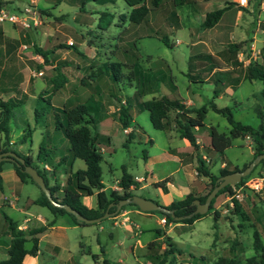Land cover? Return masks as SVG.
<instances>
[{
  "label": "rangeland",
  "instance_id": "374dc122",
  "mask_svg": "<svg viewBox=\"0 0 264 264\" xmlns=\"http://www.w3.org/2000/svg\"><path fill=\"white\" fill-rule=\"evenodd\" d=\"M4 1L9 2L5 8L11 12L23 9L30 2ZM165 1L159 9L149 10L147 20L140 24L129 23L132 9L123 0L103 3L101 0H34L38 11L37 25L30 23L28 28H24L20 24L3 23L8 35L19 37L22 46L11 56L5 54L0 34V100H7L14 95L21 98L19 91L22 90L27 94L24 104L12 112L6 147L18 150L19 138L32 129L31 136L26 137L31 139L22 144V148L31 150L29 154L35 156L43 133L51 130L50 126L44 129L42 125H51L52 112L48 110L44 115L46 119L36 124L34 107L46 106L40 97L49 95L55 107H68L72 103L88 104L91 115L97 120L98 131L111 138V142L103 146L106 150L102 152L100 164L102 181L107 191L118 184L115 181L121 178L123 169L134 179L145 176V172L147 175L153 172L157 179L172 173L177 167L176 161L160 157L159 161L146 167L144 156L159 157L163 151L167 152L171 148L184 150V140L175 130L154 129L148 111L138 107L134 100L130 108V126L126 131L113 113L117 108L114 96L119 99L132 97L141 87L130 74L135 61L141 67L148 90L141 96V101L167 95L186 100L187 105L200 106L212 99L217 86L221 92L213 101L218 107H231L235 120L253 128H258L261 123L264 125V99L259 96L263 85L259 80L243 79V67L233 69L227 50L229 43L240 44L238 58L243 66L250 60L264 64V32L259 25L264 22V0H248L245 6L238 4V0H192L191 5H179L175 9L170 7L169 0ZM224 6L227 7L218 25L209 29L201 28L205 13ZM237 9L241 10L239 15ZM189 11H192L191 17ZM104 12L111 14L112 22L105 30H101L97 24ZM162 36L166 37L169 45L162 41ZM69 42L78 51L88 55L91 62L69 47ZM34 46L47 52L46 61H43ZM110 62L121 64L122 76L117 82L109 77L111 68L103 76H95L103 63ZM60 63L64 64L62 72L67 81L60 90L52 93L49 80L55 74L53 66ZM102 69L105 70L104 67ZM218 69L222 73L228 72L226 81L239 79L235 86H228L226 93H223L224 83L204 80ZM173 116L171 112L170 119ZM204 124L225 133L230 127L225 117L211 109L206 114ZM195 133L198 138H208L205 129ZM4 138L0 133V142H4ZM128 138L131 140L128 141ZM253 148L254 143L249 137L234 138L224 152L230 168L238 166L242 169L247 166L252 160ZM208 152L210 154L203 150L207 158L199 157L204 160L209 172L218 175L223 167L221 161L217 154ZM83 167L84 162L77 159L74 169ZM262 173L264 164L258 165L248 179H254ZM173 175V180H177L178 174ZM208 182L206 178L205 188L200 195L208 191ZM155 184L140 187L142 184L137 183L130 192L159 203L160 199L155 196ZM233 188L236 187L233 186L231 192ZM114 190L121 192V189ZM38 191L33 183L24 185L20 202L24 201L26 195ZM231 192L220 194L212 210L191 225H166L161 223L163 217L158 212H144L134 206H127L124 210L131 218L129 228L113 226L111 217L100 224L86 227L84 238L80 237L79 229L69 230L70 250H83L84 253L76 254V261L83 264H100L103 258L111 264H156L164 251L170 252V264H210L233 257L246 262L248 258L257 256L254 250L255 232L264 245V188L257 191L245 189L244 197L239 201L242 206L239 213L235 212L233 203L228 199ZM90 200L95 201L93 204L90 201L95 207L96 196ZM30 210L41 211L49 216L44 207L32 205ZM4 212L14 220L23 218L15 207H5ZM214 214H218L217 220H214ZM258 216L261 217V223L256 219ZM117 218L120 224L126 223L123 215ZM66 219L59 218V223ZM100 225L104 229L98 232ZM109 231L113 232V238L108 236ZM9 239L0 213V259L7 257ZM99 245L104 246L106 253L100 254ZM91 254H98L95 263ZM25 260L26 264H32L31 258L26 257ZM36 264H75V261L65 259L59 262V256L42 252Z\"/></svg>",
  "mask_w": 264,
  "mask_h": 264
},
{
  "label": "trees",
  "instance_id": "16d2710c",
  "mask_svg": "<svg viewBox=\"0 0 264 264\" xmlns=\"http://www.w3.org/2000/svg\"><path fill=\"white\" fill-rule=\"evenodd\" d=\"M113 2L114 0H101V2ZM129 7L131 12L129 14L128 21L131 24H140L147 20L149 10L159 9L164 5L165 0H123ZM170 7L175 9L179 5L189 3V0H169ZM9 2L0 0V8L5 7ZM227 6L209 11L205 14L203 21L200 26L203 29L212 28L218 23ZM112 22V16L108 13H102L98 18L97 27L101 30H105ZM261 29H264V22L260 23ZM1 34V30H0ZM162 41L168 44L165 36L161 37ZM72 47L76 53L83 55L82 52L78 51L73 44ZM37 53L42 57L43 61H46L47 52H44L34 46ZM241 45L237 43H229L227 46L228 60L231 63L233 69L237 67H243V79L253 81L259 80L262 83V89L259 92V96L264 99V64L257 60H250L246 65L238 59V53L240 52ZM7 52H10L9 46H7ZM64 64L60 63L53 67L55 74L50 78L49 83L52 89V93L60 90L67 81V78L62 72ZM105 68V70L102 69ZM111 68L109 77L113 82H117L122 76L121 64L118 62L103 63L99 67L97 78L103 76L107 72V69ZM228 73V72H227ZM227 73H222V70H215L208 78V80L216 83L220 81L226 86H235L239 79L235 78L226 81ZM131 77L138 80L141 87H139L132 95V97H125V99H119L114 96L117 101L116 114L119 123L123 129L130 126L131 115L130 108L132 101L134 100L138 107L143 108L149 113V120L154 129L175 130L180 138L186 139L192 147L193 151H198L199 144L196 140V131L205 129L210 138V144L208 150L214 154H217L220 161L225 163L220 169L218 175H214L207 170L205 162L198 157L196 171L197 174L202 175L208 179L209 189L205 194H194L188 193L183 199L172 201L166 208L173 211V215L169 213H162L159 211H152L151 213L158 212L165 219V224L171 223H183L191 225L196 220L201 219L203 216L208 214L213 207L215 199L222 193L231 192L232 187H238L250 177L251 173L255 170L258 165L264 164V159L252 169L251 173L243 177L239 183L235 185H227L221 188L216 196L212 199L209 210L204 213H195L196 208L194 200L198 199L200 202H204L207 194L215 185L217 178L221 175L228 174L230 172L239 169L238 166L230 168V163L224 156V152L232 144L234 138L249 137L254 143V152L252 159L260 154L264 153V125L261 123L258 128H253L250 125L241 123L235 120L231 112V107H217L214 103V99L219 95L221 90L216 86L214 88V95L212 99L206 104L200 106H190L183 103L180 99L169 98L166 95L160 97H152L149 100L141 101L142 95L148 92L145 86V80H143V73L138 62H134L131 66ZM225 80V82H224ZM203 82V81H200ZM41 102H45L46 106L40 108L34 107V119L35 123H39L45 120L44 116L48 110L52 112L51 125L45 123L44 129L51 127L50 132H44L42 138L38 144V148L34 157L31 155L18 154L24 159V164L12 162L9 160L0 161V193L3 191V181L1 177V171L3 166L7 163L11 164L16 176L22 183H34L31 177L24 171L25 165H31L37 172L43 177L46 187L50 191V195L53 200L60 204H67L72 209L77 211L80 215L85 218H96L105 213L110 203L116 204L120 199L131 196L130 186L137 184L133 177L129 175L124 169L121 178L118 180V185L121 188V192L116 190H110L106 192L103 188L102 182V152L101 147L111 142L110 137L107 134H102L98 131L97 120L91 115L88 104L86 103H72L68 107H55L50 102V96L40 97ZM25 98H16L15 96L9 97L7 100H0V133L5 137L4 142H0V153L6 151H13L9 149L8 144V131H9V120L12 112L15 108L23 105ZM211 109L214 112L221 114L226 118L229 124V130L227 133L219 132L214 126H206L204 120L208 110ZM173 112L174 116L170 119V113ZM258 114L261 116L260 111ZM32 129L29 133L19 138V143L26 142V137H30ZM16 153V152H15ZM77 159L84 162L82 169L74 170V163ZM44 165H47L49 169H46ZM59 167H63L68 173L66 182L61 186L60 182L55 178L56 172ZM53 181L51 183L50 181ZM36 185V184H35ZM162 185V182L158 183ZM37 186V185H36ZM38 187V186H37ZM39 188V187H38ZM40 190V189H39ZM245 191V190H244ZM96 194V206L94 208H88L82 203V197ZM31 204L39 205L47 208L52 215V219L47 222L45 226L32 227V228H19V224L8 216L3 210H0L2 215L5 234L9 236V244L7 248V257L0 259V264H23L26 256H36L39 251V239L38 234L43 232L46 227L54 225L58 217H67L71 223L79 226L95 225L103 222L102 219L99 223L86 224L83 221H79L76 217L65 211L61 206H54L46 198L45 194L40 190V195L30 201ZM127 206H137L133 204H127L120 208L114 216L119 214ZM233 206L235 212H241L242 206L239 201L234 200ZM114 206L108 208V212H113ZM214 220L218 219V214H214ZM113 217V216H112ZM179 217V218H178ZM111 218V217H109ZM248 218V217H247ZM257 221L261 223V217L258 216ZM254 250L257 252V256L248 258L246 262H241L236 258L219 259L210 264H264V245L257 234L254 233ZM99 243V242H98ZM100 254L105 253V248L99 245ZM168 254L164 251L161 257L157 260L156 264H170L168 261ZM91 258L95 263L98 259V254H91ZM76 264H83L77 262ZM100 264H111L106 258H103Z\"/></svg>",
  "mask_w": 264,
  "mask_h": 264
},
{
  "label": "crops",
  "instance_id": "0c3cea01",
  "mask_svg": "<svg viewBox=\"0 0 264 264\" xmlns=\"http://www.w3.org/2000/svg\"><path fill=\"white\" fill-rule=\"evenodd\" d=\"M189 1L190 2L186 3V4L191 5L192 0H189ZM237 13L239 15L241 13V10L237 9ZM188 15L191 17L192 11H189ZM221 18H222V16H221ZM221 18H220V20H221ZM220 20L218 21V23L216 25L219 24ZM3 23H5V22L0 23V30H1V34H2V39L4 41L5 54L11 56L22 45L20 44L19 37L17 38V37H14L12 35H8V33H7L8 30L2 26ZM6 23H8V22H6ZM9 25L12 27L11 24H9ZM216 25H214V26H216ZM261 30H262V32H264V29H261ZM7 46H9V48H10L9 53L7 52ZM81 56L83 59L88 60L89 62H91V60H92L91 58H89L88 55L83 54ZM214 71L215 70H213L207 77H205L204 80L208 79L209 76ZM227 91H228V86L224 87L223 93H226ZM19 93L22 94L21 98L26 99L27 94H26L25 90H22L21 92L19 91ZM191 95H193V94L191 93ZM182 102L185 104H188V102L186 100H184ZM209 126H211V125H209ZM99 132L102 134H105V133L101 132L100 130H99ZM207 136H208V133H207ZM29 139H31V138H29ZM181 139H183V138H181ZM27 140H26V142H27ZM110 140H111V138H110ZM127 140L130 141L131 138H128ZM183 140H184V144H185L184 150H177L175 148H171L167 152L163 151L162 154H160L161 156H159V157L158 156L157 157L156 156H149V155L144 156V158L146 160L145 161L146 167H148L149 165H152L155 161H159L160 157H163L165 159L171 158L173 161H176L178 163L177 167L175 168V171H173L172 173H168V174H166V175H164L158 179H157V177H155L153 172L149 173V175H147V173L145 172V176H139L137 179L133 178L136 183L142 184L140 187H146L148 184H153V183L158 184V183L162 182V185H156L155 184L154 187L156 190L155 196L160 199L159 203L163 206L169 205L172 201L183 199L188 193L199 194L205 188L206 177L197 174L196 165H197V158L199 156L201 158H204V159L207 158L206 155L203 154V150L206 153H209L208 152L209 151L208 146L210 144V138H209V136H208V138H198V137L196 138V140L199 144L198 151H193L189 142L186 139H183ZM148 141H150V139ZM26 142H24V143H26ZM24 143H19L20 145L18 147V150H15V152L18 154L20 153V154H24V155H30L29 153H31V150H26V149L22 148V144H24ZM105 150L106 149H104V147H101V152H104ZM253 152H254V150L252 151V155H253ZM32 157H33V155H32ZM224 164L225 163L221 162V166H224ZM44 167L46 169H49V167L47 165H44ZM60 169H63V170H60ZM78 169H82V168H78ZM74 170H76V169H74ZM175 173L178 174L177 180H173V176H174L173 174H175ZM67 176H68V173L66 172V170H64L63 167H59L57 172H56L55 178L58 180V182H60V184L62 186L65 184ZM1 177H2V181H3V191L0 193V210L4 211L5 207H10V208L15 207L16 209H18L20 214L23 215V218L20 221L14 220V219L13 220L19 224V228L25 229V228L45 226L47 224V222L53 218L49 211H48V213H49V216H48L41 211H37V212L32 211L31 212V210H30V206H32V205L39 206V205L31 204L30 201L33 199H36L40 195V190L37 193L32 192L31 195H26L24 198V201L20 202L21 195L23 194L22 193L23 186L28 184L29 182H27V183L20 182L18 177L16 176L15 171H14L11 164L7 163L6 165L3 166V169L1 171ZM64 177H66L65 180H63ZM118 180L119 179H117L115 181V183H118ZM50 182L53 183L52 180ZM115 188H116V185L110 187L108 191L114 190ZM135 188H136V186L134 187V185L130 186V189H135ZM103 189L106 192H108L107 188L105 186ZM94 194L82 197V203L84 205H86L88 208H94L93 207L94 205H91V203L93 204V202H95V201L90 200V198H92V197L94 199V196H96V194L95 195ZM90 201H91V203H90ZM87 202H89V203H87ZM96 203H97V201H96ZM40 207H42V206H40ZM131 212L139 213L138 211H133V210H131ZM121 215L124 216L123 220L125 218H128L130 221L123 223V224H120L119 223L120 221H118L116 219H118L117 217H120ZM145 215H150V214L146 213ZM59 218H61V217H58L56 219L54 225L46 227V229L43 232L38 234L39 251H38L37 255L34 257L26 256V257L31 258L32 264L37 263V258L40 254H42V252L49 254V255H52V256H59V262L60 261L64 262L65 259H73L75 261V264L78 262V261H76L77 260L76 254L79 252H80V254L84 253L83 250H79V249L78 250L76 249V251L70 250V238H69V235L67 233L69 230L74 231L75 229H79L80 237L84 238L85 229H86V227H89L90 225H88V226L74 225L73 223L70 222V220L68 218L66 220H63V223H59ZM111 220H113V222H112L113 226H123L125 228L130 227L129 223H131V218L129 217V215H127V210L121 211V213L117 214V216H115V217L113 216L111 218ZM103 229H104V227L102 225H100L98 227V232L99 231L101 232ZM108 236L110 238H113V232L109 231ZM98 239H99L98 234H96L97 243L99 242ZM79 246H80V243L78 244V247ZM105 253H106V249H105ZM26 257H25V259H26ZM60 257H62L61 258L62 260L60 259ZM25 259H24L23 264H26Z\"/></svg>",
  "mask_w": 264,
  "mask_h": 264
},
{
  "label": "water",
  "instance_id": "95a60500",
  "mask_svg": "<svg viewBox=\"0 0 264 264\" xmlns=\"http://www.w3.org/2000/svg\"><path fill=\"white\" fill-rule=\"evenodd\" d=\"M261 159H264V153H260L256 155L244 169L236 170L228 174L219 176L215 182V185L210 190V192L207 194L204 202H200L198 199H195L193 201L196 206L194 212L200 213V214L206 213L209 210V206H210L212 199L216 196V194L221 188L227 185H235L239 183L243 177L251 173L252 169L260 162ZM5 160L24 164V159L21 156L17 155V153L10 151V150L0 153V161H5ZM24 171L31 177L34 183L45 194L46 198L50 201L51 204H53L54 206L63 207L66 212L73 214L77 220L83 221L86 224L99 223L102 219L112 217L117 212H119L122 206L127 205V204H133L137 206L139 210L144 211V212L159 211L162 213H169L173 215V211L166 208V206H163L157 202L146 199L144 197H140L137 195H131L129 197L120 199L116 204L110 203L108 208L111 206H114L115 210L113 212H108V208H107L105 213L99 217L92 218V219L85 218L84 216L77 213V211L72 209L69 205L60 204L57 201L53 200V198L50 195L49 189L45 185L43 177L37 172V170L34 167H32L31 165H25Z\"/></svg>",
  "mask_w": 264,
  "mask_h": 264
},
{
  "label": "built area",
  "instance_id": "2783aa9c",
  "mask_svg": "<svg viewBox=\"0 0 264 264\" xmlns=\"http://www.w3.org/2000/svg\"><path fill=\"white\" fill-rule=\"evenodd\" d=\"M238 4L245 6L248 4V0H238ZM2 22H10L11 24H20L24 28H28L30 23L33 25H37L38 23V11L36 6L34 5V0H30L28 5H26L23 9L17 10L15 12H11L5 7L0 8V23ZM71 45L72 42H69ZM126 131V129L124 130ZM254 189L255 191L264 188V173L254 179L246 180L243 185H240L236 188H233L231 194H229L228 199L232 204L234 200L241 201L244 197L245 189ZM115 189H121L119 185H116ZM123 221L129 222L128 218H125ZM161 223H165V219L161 218Z\"/></svg>",
  "mask_w": 264,
  "mask_h": 264
}]
</instances>
